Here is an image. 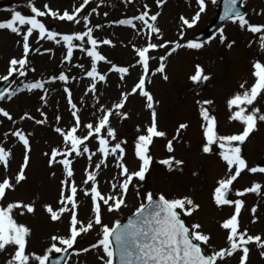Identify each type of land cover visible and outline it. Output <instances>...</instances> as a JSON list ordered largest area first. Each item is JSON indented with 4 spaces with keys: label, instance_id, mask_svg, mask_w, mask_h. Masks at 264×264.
I'll return each instance as SVG.
<instances>
[{
    "label": "snow or ice",
    "instance_id": "snow-or-ice-1",
    "mask_svg": "<svg viewBox=\"0 0 264 264\" xmlns=\"http://www.w3.org/2000/svg\"><path fill=\"white\" fill-rule=\"evenodd\" d=\"M93 0H81L78 6L63 11L53 10L49 3L43 2L37 7V0H28L26 7L29 14H22L21 11L8 9L9 18L0 21V30L14 34L19 39L17 44L20 47L19 57H12L8 61L6 74L0 76V80L9 81L10 77H27L29 72H35V68L30 66L29 57L33 54L43 55L39 48H33L31 38L39 44L41 41L52 42L62 53L59 61L60 68L47 79H34L33 81H20L22 86L15 88L0 89V101L12 100L18 93L27 91L29 93L40 90L44 94L39 96V100L47 105V95L49 88L46 85H53L60 82L62 92L66 99V107L70 113L72 123L68 128L60 127L61 115L55 116V127L52 130L61 137V146L51 147L50 154L43 153L48 157L49 168L60 166L62 179L59 181L60 190L57 200L58 208L54 210L50 204H44L43 210L49 215L52 222H60L62 218L68 216L67 236L51 235L50 245L43 253L36 254L29 252V239L32 230L24 223H19L15 219L18 212L20 216L35 213V204L21 201L8 202L9 191H15L16 187L26 179L25 169L30 163L31 132H25L21 128H13L3 133V140L0 141V168L6 174L0 180V254H6L7 259L4 264H46L51 253H67L73 249L78 237L96 232V239L89 247L78 250L75 254L95 251L100 264H228V260L237 259V264H248L250 256V246L254 245L259 250V255L264 258V234L252 235L247 228L241 229L239 217L245 202L242 199L247 194H264V185L253 182L251 186L242 190H236V199H231L233 183L245 170L252 174H264V167H248L246 160L242 157V145L250 135L257 130L258 123H264V107L260 106L264 101V61L256 59L252 62L251 76L254 78L250 86L247 81L240 83L238 91L226 100L229 110V122H236L242 130L238 133L221 135L218 133V121L211 114L209 108L204 105H212V100L197 101L200 105L199 117L202 121V146L200 150L204 154L215 153L220 161L225 165V174L218 179L212 192L211 199L217 208L225 206L234 208L230 216L219 222V228L223 230L225 236V246L217 249L211 244V234L202 231L199 222L190 225L183 217H191L199 210V205L188 196L166 197L163 193L158 196L152 191L141 192V183L146 180V174L153 162L150 154L151 147L157 138L166 139L165 149L168 153L175 151L174 142L180 137L181 131L188 128V124L180 123L171 139H167V132L160 130L157 121L156 104L153 95L146 88V77L152 71L151 62L157 57L153 53L158 50H166L165 54L158 57V66L152 74H160L167 81L165 61L177 50L186 48L199 50L206 42L187 40L180 42L184 38L185 29H192L198 22L202 13L206 12L207 0H195L197 10L190 19L180 17L181 29L177 41H167L163 39V33L157 26L159 11L150 14L147 4L142 6L143 10L139 14H134L130 18H117L109 21L107 26L118 25L132 29L136 36L140 37L144 43L142 46L133 45L135 63L128 66H118L109 60L101 51L102 46L115 47L109 38H99L95 35L97 31L106 25L92 24L93 14L99 15L100 4L87 8ZM165 0H156L157 7L161 6ZM131 4L133 0H125ZM215 5L217 0H211ZM109 13L104 12L107 17ZM51 18L53 21L67 22L79 25L81 28L73 29L67 33L58 30H51V25L44 20ZM222 21H231L237 24L241 30H245L253 36H258L259 50L264 54V24H253L241 11L237 0H223V13L220 16ZM139 22L140 27L137 26ZM219 40L221 44L226 42L224 30H219ZM232 43L227 47L231 48ZM251 46V42L250 45ZM86 57V63L73 64L74 53L76 51ZM44 52L55 56L52 48L44 49ZM107 64L110 67L106 73L99 71V65ZM139 66L141 73L138 81L134 83L130 91L120 93L118 102L111 107L99 104V98L95 97L97 85L106 83L107 74H117L121 81L130 75V68ZM72 68H79L89 81L84 92L87 96L93 94L97 103L93 105L95 111L92 119L84 122L81 118V110L73 99L71 90V77L68 73ZM210 76L204 73L201 65H195V72L189 77L193 84H203L210 80ZM139 95L145 100V108L150 113V123L143 128L137 126V135L133 141V155L138 163L137 170L130 171L127 167L125 157L127 155L126 146L128 141L121 138L116 128L111 124V117L115 115L120 120L128 119V114L123 112L130 96ZM83 103V98H81ZM98 105V107H97ZM42 119H35L25 113L19 117L20 121H34L36 125L48 124V117L41 108H37ZM97 112L99 115H97ZM0 118L15 124L13 116L5 108L0 107ZM3 121L0 120V123ZM10 138L22 147V163L19 171L14 177V183L7 176L12 159V149L4 146ZM94 142V147H93ZM94 157L96 160L94 161ZM77 158H86L87 166L84 169V187H78L75 181V171L73 168ZM114 161V166L118 170L117 175L108 180L109 191L104 194L100 190L99 177L103 170L108 167L109 160ZM168 171H172L173 166H180L184 162L169 155L159 161ZM52 175H56L55 172ZM134 190V196L142 202L126 223L116 220L110 224L104 223V213L109 215L120 212L127 207V197L130 191ZM79 193H83V206L88 209L85 220L79 218V210L82 206L78 199ZM257 208H251V223L257 222ZM11 250V251H10ZM54 264H60L57 260Z\"/></svg>",
    "mask_w": 264,
    "mask_h": 264
},
{
    "label": "rangeland",
    "instance_id": "rangeland-1",
    "mask_svg": "<svg viewBox=\"0 0 264 264\" xmlns=\"http://www.w3.org/2000/svg\"><path fill=\"white\" fill-rule=\"evenodd\" d=\"M156 0H133V3H125V0H93L92 4L87 8V12L91 11V7L100 4L98 8L99 15L93 14L91 17L92 24L103 23L104 12L107 11L112 18H130L134 14L142 11V6L147 4L150 14L155 13ZM28 0H0V21L9 18L8 9H15L22 14H29L26 7ZM47 2L53 10L63 11L78 6L81 0H37V7L41 3ZM176 6L171 8L167 6L158 17L157 26L163 33V39L167 41H177L181 29L180 17L190 19L197 10L195 0H177ZM217 3L213 5L211 0H207L206 12L201 14L197 24L192 29H185L184 38L180 42L190 40L192 36L205 29L213 20L217 10ZM246 9V18L253 24H264V0H244ZM46 24L51 25V30H58L61 33H67L71 30L79 29L81 26L73 25L67 22L53 21L51 18L44 20ZM105 25V24H104ZM108 25V24H107ZM105 26L95 33L99 38H109L115 47L102 46L101 51L106 57L118 66H128L135 63L133 45L142 46L144 41L136 36L132 29L126 27L112 25ZM137 26L140 27L139 22ZM226 42L221 44L218 33L207 39L204 47L199 50L182 48L177 50L172 59L165 61L166 74L168 80L165 81L160 74H152L155 67L158 66V57L163 55L165 50H158L153 53L157 57L151 62L152 71L146 77V88L153 95L156 104L157 121L160 130L167 132V139L175 134V130L180 123L188 124L186 130H182L180 137L174 142L175 151L168 153L165 149L166 139L157 138L151 147L150 154L153 162L146 174V180L141 183V192L152 191L157 196L163 193L166 197H183L188 196L198 204L199 210L191 217H183L187 224L199 222L202 225V231L211 234V244L217 249L225 246V236L219 228V222L232 214L234 208L225 206L222 209L217 208L212 199V192L216 186L218 179L225 174V165L215 153L218 149H214L213 154H204L200 150L202 146V129L201 119L199 117L200 105L197 101L212 100V105H204L209 108L211 114L218 121V133L221 135L234 134L240 129V125L236 122H229V110L226 100L238 91L240 83L247 81L246 86L253 83L254 78L251 76V64L254 60L264 61V54L259 50L258 36H253L245 30H241L237 24L228 21L222 27ZM19 38L14 34L5 30H0V76L6 74L8 61L12 57H19L21 50L17 44ZM33 48H39L44 53L33 54L29 57L30 66L35 68V72H29L27 77H11L12 80L7 88H15L22 86L20 81L29 82L34 79H47L61 67L59 61L62 59V53L52 42L41 41L39 44L35 42V38H31ZM251 42V46L250 45ZM228 43H232L231 48L227 47ZM52 48L55 56L51 53L44 52V49ZM87 58L77 50L74 53L73 64L86 63ZM48 62V64H47ZM201 65L204 73L211 78L203 84H193L189 77L195 72V65ZM110 65L101 63L99 71L103 74L107 72ZM78 69L76 72L75 70ZM83 75L80 81L77 73ZM141 73L139 66L130 68V75L124 81H121L117 74L108 73L106 83L97 85L95 97L99 98V104L111 107L118 102L120 93L130 91ZM75 80L71 81V90L73 92L74 102L77 103L81 110V118L84 122H89L95 111L93 105L97 103L93 94L87 96L84 92L89 81L79 68H72L68 73ZM2 80H0L1 82ZM49 88L47 95V105L39 100V96L44 94L40 90L39 93L31 94L27 91L18 93L12 100L5 99L0 101V107L5 108L13 116L15 124L0 118V141L3 140V133L13 128H21L26 133L31 132L30 137L31 153L30 163L25 169L26 179L16 187L15 191H9L4 201L8 202L21 201L24 203L35 204L34 214H25L20 216L18 212L15 219L19 223L26 224L31 230L32 235L29 239V252L41 254L49 247L51 235L67 236L68 216L65 215L60 222H52L49 215L43 210L44 204H50L54 210L58 208L57 200L59 196V181L63 178L60 166L49 168L47 165L48 157L43 153L50 154L51 147L61 146V137L55 133L52 128L57 126L55 116L61 115L62 120L60 127L68 128L71 126L72 119L66 107V99L62 92V85L57 82L53 85H46ZM83 98V103H81ZM145 100L139 95L130 96L126 106L122 109L128 114V119L120 120L113 115L111 124L117 129L121 138L128 141L126 146L127 155L125 161L130 171L137 170L138 163L133 155V141L138 134L137 126L143 128L150 123V113L145 108ZM260 106L264 107V101ZM98 107V105H97ZM37 108H41L48 117V124L36 125L34 121H20L19 117L28 113L35 119H42ZM97 115L99 113L97 112ZM4 146L12 149V159L10 160V168L7 176L14 183V177L19 171V165L22 163V147L17 144L15 138H10L5 142ZM94 147V142H93ZM169 155L175 156L176 159L182 160L184 163L180 166H173L172 171H168L159 161L167 158ZM242 157L246 160L248 167H264V123H258L257 130L254 131L247 141L242 145ZM87 166L86 158H77L73 164L75 171V181L78 187H84L82 180L84 179V169ZM117 169L114 161H108V167L105 168L99 177L100 190L107 194L109 191L108 180L117 175ZM55 172L56 175H52ZM5 173L0 168V180L5 177ZM253 182L264 185V174H252L246 170L241 173L240 177L233 183L231 199H236L234 193L236 190H242L251 186ZM78 199L82 206L79 210V218L85 220L88 215V209L83 206L84 196L79 193ZM245 207L242 209L239 217L241 229L247 228L252 235L264 234V194H247L242 198ZM142 201L134 196V190L130 191L127 197V207L122 208L120 212L109 215L104 213V223L110 224L116 220L124 221L131 216L135 208ZM257 208V222L251 223V208ZM96 239V232L93 231L87 235L78 237L77 243L71 250V255L65 264H100L95 251L76 255L75 253L89 247ZM250 256L248 264H264V258L259 255V250L254 245L250 246ZM11 251V250H10ZM54 252L50 254L52 256ZM49 256V257H50ZM7 259L6 254H0V264H4ZM228 264H237V259L228 260Z\"/></svg>",
    "mask_w": 264,
    "mask_h": 264
},
{
    "label": "water",
    "instance_id": "water-1",
    "mask_svg": "<svg viewBox=\"0 0 264 264\" xmlns=\"http://www.w3.org/2000/svg\"><path fill=\"white\" fill-rule=\"evenodd\" d=\"M238 6L241 7V11L245 13V10L241 6V0H237ZM223 13V0H220V5L217 11V14L215 16L214 21L200 34H198L195 38H193L194 41H203L207 39L208 37L214 35L224 24L225 21L220 20V16ZM9 81H4L2 85H0V89H5L6 86L9 84ZM69 251L67 253L58 254L54 257L53 260L49 261V264H54L55 261L59 260L60 264H63L66 260V258L69 255Z\"/></svg>",
    "mask_w": 264,
    "mask_h": 264
},
{
    "label": "bare ground",
    "instance_id": "bare-ground-1",
    "mask_svg": "<svg viewBox=\"0 0 264 264\" xmlns=\"http://www.w3.org/2000/svg\"><path fill=\"white\" fill-rule=\"evenodd\" d=\"M177 0H165V2L161 5V6H159V7H157V5H156V1H155V11L157 12V11H159L160 13L162 12V11H164V9L167 7V6H170V3L171 2H173V4L170 6L171 8H174L175 6H176V3H174V2H176ZM115 18H112L110 15H108L107 17H105L104 16V18H103V23L105 24V25H107L108 23H109V21H112V20H114ZM166 51V50H165ZM165 51H164V53L163 54H165ZM174 55V53L170 56V57H168V59L166 60V61H168V60H170V59H172V56ZM47 64H48V62H47ZM78 69H76L75 70V72L77 71ZM77 76L79 77V79H80V81H82L83 80V75L82 74H80L79 72L77 73ZM36 93H39V91H35V92H32L31 94H36ZM242 130V127H240V129L238 130V132L239 131H241ZM237 132V133H238ZM96 160V158L94 157V161ZM222 231V233L224 234V232H223V230H221Z\"/></svg>",
    "mask_w": 264,
    "mask_h": 264
}]
</instances>
